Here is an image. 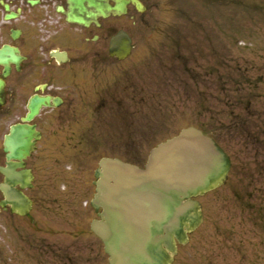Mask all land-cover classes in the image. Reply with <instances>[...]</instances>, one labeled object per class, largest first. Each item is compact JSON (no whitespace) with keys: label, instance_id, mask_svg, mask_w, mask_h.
<instances>
[{"label":"rangeland","instance_id":"rangeland-1","mask_svg":"<svg viewBox=\"0 0 264 264\" xmlns=\"http://www.w3.org/2000/svg\"><path fill=\"white\" fill-rule=\"evenodd\" d=\"M176 4L153 21L148 13L144 24L124 18L139 54L128 61L138 64L126 77L125 115L115 122L120 135L89 131L78 115L73 154L45 150V206L27 227L55 253L42 264H109L90 227L98 217L90 202L100 159L143 166L154 146L189 125L215 136L233 164L225 185L198 197L205 219L173 264H264V0ZM24 259L10 262L39 264Z\"/></svg>","mask_w":264,"mask_h":264},{"label":"flooded vegetation","instance_id":"flooded-vegetation-1","mask_svg":"<svg viewBox=\"0 0 264 264\" xmlns=\"http://www.w3.org/2000/svg\"><path fill=\"white\" fill-rule=\"evenodd\" d=\"M104 3L111 8L86 2L85 11L80 13L74 0H0V52L7 58L6 63H0V262L5 244L9 249L4 255L6 264H11L13 257L17 262H24L25 257L38 259L42 264L46 253L52 251L41 234L29 233L27 227L35 220L34 210L45 206L44 180L40 176L45 152L73 154L78 115L90 122L89 131L95 128L112 138L120 135L119 131L115 133V122L125 115L130 87L126 77L138 64L128 61L139 54L133 35L127 57L110 51L112 37L126 30L124 18L144 24L148 13H152L153 21L158 11L178 8L176 0ZM91 11L97 16H87ZM75 14L85 22L70 20L69 15L73 18ZM35 100L40 102V111L28 122L24 117ZM18 124L35 126L31 148L22 158L13 156L12 145L5 149V139L12 137Z\"/></svg>","mask_w":264,"mask_h":264},{"label":"water","instance_id":"water-1","mask_svg":"<svg viewBox=\"0 0 264 264\" xmlns=\"http://www.w3.org/2000/svg\"><path fill=\"white\" fill-rule=\"evenodd\" d=\"M84 1L74 0V4L82 7ZM87 1L97 8L101 3ZM69 19L84 22L74 15ZM110 51L122 56L131 51L126 31L112 38ZM5 62L6 56L0 52V63ZM38 103L32 102L26 120L39 112ZM33 133V126L16 125L5 141L6 149L12 145L13 156L22 158L31 148ZM230 169L228 153L195 126L152 149L145 167L103 158L92 200L97 210H103L91 227L103 240L110 264H171L178 251L177 240L185 244L188 233L203 221L202 205L194 197L223 184Z\"/></svg>","mask_w":264,"mask_h":264}]
</instances>
